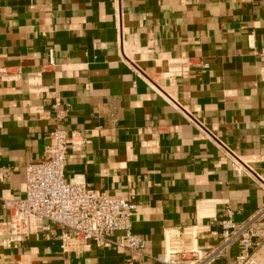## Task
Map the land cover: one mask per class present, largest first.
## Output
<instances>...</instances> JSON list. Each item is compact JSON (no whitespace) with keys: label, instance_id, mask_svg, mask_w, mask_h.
Instances as JSON below:
<instances>
[{"label":"crops","instance_id":"0c3cea01","mask_svg":"<svg viewBox=\"0 0 264 264\" xmlns=\"http://www.w3.org/2000/svg\"><path fill=\"white\" fill-rule=\"evenodd\" d=\"M263 48L264 0H0V264L125 259L116 232L103 248L9 239L1 200L24 198L55 127L72 141L66 181L134 198L135 264H160L183 232L213 248L227 207L251 220L264 208ZM179 58L190 72L171 78Z\"/></svg>","mask_w":264,"mask_h":264},{"label":"built area","instance_id":"2783aa9c","mask_svg":"<svg viewBox=\"0 0 264 264\" xmlns=\"http://www.w3.org/2000/svg\"><path fill=\"white\" fill-rule=\"evenodd\" d=\"M264 62V48L258 53ZM49 65H52L50 54ZM205 66V65H203ZM191 64L186 58L171 61L168 73L171 78L183 77L190 72ZM55 98L53 108L58 106ZM72 143L66 131L53 128L49 144L45 146L42 159L26 167L25 195L18 200H1L8 210L9 239L41 234L54 236L61 241V249L71 240H87L103 248L109 242L108 235L120 233L115 246L125 250V259L119 264H135L145 248L144 240L132 232V217L136 204L134 198L111 196L87 188L81 181H66L65 166L68 146ZM264 208L245 223H236L230 207L220 220L219 241L211 249L194 243L186 244L189 232L170 238L169 245L156 260L160 264H212L227 260L233 247H237L235 264H264V252L256 249L255 239L264 236ZM59 229V234L54 228Z\"/></svg>","mask_w":264,"mask_h":264}]
</instances>
